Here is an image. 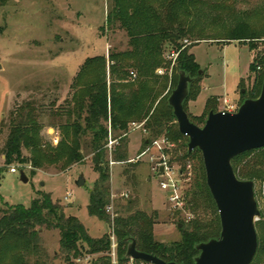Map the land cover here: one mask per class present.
Here are the masks:
<instances>
[{
    "label": "trees",
    "instance_id": "trees-1",
    "mask_svg": "<svg viewBox=\"0 0 264 264\" xmlns=\"http://www.w3.org/2000/svg\"><path fill=\"white\" fill-rule=\"evenodd\" d=\"M6 1L0 0V5H4ZM108 1L110 10L105 21L108 26L118 25L125 31L130 49L124 52H111L108 58L96 56L83 63L73 82L78 91L71 97L72 107L69 106L62 111L66 114V120L58 127L61 140L57 146L46 144L41 139V126L36 119L37 108L30 102L19 106L11 115L9 132L1 154L5 157V165L16 162L22 166L29 165L32 174L35 170L49 167L65 171L83 159L80 153V137L88 135L91 138L89 149L93 154V171L98 174V179L92 186L87 212L90 217L108 225L116 240L119 263L127 262L126 240L134 239L138 251L153 254L164 262L193 264V259L198 255L195 246L219 236V216L205 184V168L201 153L197 150L187 152L188 139L178 132L176 119L167 103L168 98L161 95L167 88L164 80L167 82L170 79L171 94L176 88L178 71H184L191 78H195L190 85L184 110L186 101L191 98L194 90L197 97L200 92L198 85L205 71L199 74L200 68L195 56L188 52V46H184V41L189 42L188 39L192 35L200 36L205 33V30L196 28L200 24V19L205 20L202 18L212 17L210 19L212 22L222 21L224 16L232 19L235 14L228 2L235 3L237 0ZM226 22L227 19L218 35L227 42L248 45L249 50H252L254 48L252 43L264 38V29L257 33L242 18L232 26ZM165 49L167 52L179 53L172 67L171 60L166 61L163 58ZM263 62L264 55L258 54L249 64V71L254 74V85L246 96L241 93L238 107L244 99H256L259 96L264 78V65L260 66ZM162 68L166 72L159 77L156 73ZM132 70L136 71L137 80L131 83L129 78L130 73L134 72ZM107 72L109 84L106 80ZM215 100L213 96L208 98L206 111L194 118L187 115L188 119L194 125L202 126L211 110L218 112ZM132 123H144L146 138L142 142L141 153L153 147L154 142L163 139L168 144L176 143V148L172 150V159L167 165L172 167V163L177 164L181 168L180 175L184 173L187 161H196L193 181L182 192L180 201L185 210L191 213L200 209L208 210L211 216H214V220L207 222L200 218L192 220L186 228L181 229L179 242L165 245L155 241L152 234L153 219L147 217L144 212L138 210L132 212L135 205L133 201H128L125 207L118 206L113 218L108 214L111 196L109 162L105 154L108 134L117 133L114 138L117 143L111 150L112 162L130 164L126 136ZM22 150L28 151L29 157L23 156ZM163 151L169 153L167 150ZM251 154L255 155L254 161L258 162L256 166H259L253 173L246 172L245 166L242 169L234 167L236 160ZM263 162L264 147L235 157L231 165L237 176H248L246 180H252L253 177H264ZM3 171L4 168H0V181ZM30 205L28 208L17 205L1 209L0 264H31L32 260V264H46L49 257L39 238V233L43 229L58 231L59 254L65 264L82 260L85 254L101 255L88 264H111L108 256L111 253L109 234L105 233L99 239L89 236L85 226L76 217L64 215L63 207L54 202L50 194L38 193V197L34 198ZM260 226L264 233V223L255 225L257 239Z\"/></svg>",
    "mask_w": 264,
    "mask_h": 264
},
{
    "label": "rangeland",
    "instance_id": "rangeland-1",
    "mask_svg": "<svg viewBox=\"0 0 264 264\" xmlns=\"http://www.w3.org/2000/svg\"><path fill=\"white\" fill-rule=\"evenodd\" d=\"M228 3L235 18L224 16L222 21L217 22H212V17L202 18L205 20L200 19L196 28L205 30V33L192 35L188 39V52L194 54L200 71L208 74L198 85V98L194 90L191 98L186 101L185 112L191 118L206 111L205 101L211 94L224 96L239 105L241 93L246 96L254 85V74L250 73L248 66L258 54L264 55V38L254 41V48L249 50L248 45L227 42L218 35L221 26L225 25V19L232 26L242 18L252 30L261 32L264 29V0ZM109 10L108 0H7L4 5H0V168H4L0 181V211L17 205L28 208L38 193L50 194L52 200L63 207L64 215L76 217L85 226L89 236L99 239L103 234H109L110 252L114 249L117 256L116 240L108 225L90 217L87 212L89 195L98 179V174L93 171V154L89 149L91 138L88 135L80 137L83 159L65 171L49 167L35 170L32 174L29 165L22 166L18 162L5 165V157L1 154L9 132L11 115L19 106L30 102L37 108L36 119L41 126V139L46 144L57 146L61 140L58 127L66 120V114L62 111L72 107L71 97L78 91L73 82L83 63L96 56L108 58L111 52L130 49L125 31L118 25H107L105 20ZM169 53L164 50V60H169ZM263 65L264 62L260 64L261 67ZM134 73L136 75V71ZM106 80L109 84L108 72ZM136 80L137 77L133 78L130 73L129 82ZM170 82V79L167 82L164 80L167 88L161 97L170 96ZM215 99L217 106L220 105L222 97ZM116 136V132H109L108 143ZM126 137L130 164L112 162L111 150L117 140L111 148L108 143L105 147L110 170L108 214L111 218L118 206L125 207L128 201H133L135 205L132 212L138 210L152 218L154 240L165 245L179 242L181 229L186 228L192 220H214L208 210L200 209L191 213L185 210L183 204L178 207L166 198V192L161 189L160 183L167 177H159L158 166L164 161L166 164L171 161L176 143H160V149L153 146L141 153L145 134L132 130L130 126ZM22 154L29 157L26 150H22ZM254 157L251 154L238 159L234 167L242 169L245 166L244 170L251 174L259 168ZM195 163L194 160L186 162V169L178 179L179 197L193 181ZM171 165L178 171L181 169L175 163ZM16 167H19L16 174L9 173L10 168ZM20 170L26 175V183L20 180ZM80 177L83 183L77 187L75 182ZM237 177L242 181L248 178ZM252 181L255 182V199L262 215L255 223L259 225L264 223V177H253ZM258 228V250L250 264H264V233L261 226ZM39 234L40 244L49 257L46 264H65L59 254L58 231L43 229ZM111 253L108 256L112 260ZM100 256L85 254L82 260L74 261L73 264H88Z\"/></svg>",
    "mask_w": 264,
    "mask_h": 264
},
{
    "label": "water",
    "instance_id": "water-1",
    "mask_svg": "<svg viewBox=\"0 0 264 264\" xmlns=\"http://www.w3.org/2000/svg\"><path fill=\"white\" fill-rule=\"evenodd\" d=\"M202 73L199 71L200 75ZM194 80L184 71H178L176 88L167 99L178 132L188 139L187 152L197 150L201 153L205 184L214 200L220 222L218 237L195 246L198 255L193 259V264H250L258 250L255 223L262 215L255 199V182L239 180L231 162L245 152L264 147V78L256 99H244L234 113L211 110L202 126L194 125L184 110ZM19 173L21 182L26 183L25 173L22 170ZM162 173L163 169L160 168L159 175ZM82 183L83 178L80 177L75 185L80 187ZM126 242L127 261L176 264L138 251L134 239Z\"/></svg>",
    "mask_w": 264,
    "mask_h": 264
},
{
    "label": "built area",
    "instance_id": "built-area-1",
    "mask_svg": "<svg viewBox=\"0 0 264 264\" xmlns=\"http://www.w3.org/2000/svg\"><path fill=\"white\" fill-rule=\"evenodd\" d=\"M189 44L190 43L188 41H184V46H188ZM169 54L170 55L168 56V58L171 60V67H172L174 65L175 60L177 59V56L179 53H177V52L175 53V52L171 51ZM165 72H166L165 70L160 69L157 71V74L161 75V74H165ZM131 76L133 78L136 77L134 72H131ZM237 109H238V105H235L234 103H232L228 99L222 98L221 103L218 107V112L234 113V112H236ZM143 125H144V123H141V124L132 123L131 127H132V130H139L145 134V131L143 130ZM114 143H115V140L110 141L108 143V146L111 148V146H113ZM160 143L168 144L165 140L162 139L161 141L154 142L153 146H156L157 148L160 149V145H159ZM158 167H159L158 168V174L160 173V168L163 169V173L161 176L159 175V177H164V176L167 177L166 180L164 179V181L160 183L161 189L166 192V198L169 201L174 202L178 207H181V205L183 203H182V201H180L181 196L179 197V185H178V179L180 177L179 171L170 167L169 165H167L165 161L163 163H161ZM17 169H19V167L10 168L9 173L16 174ZM168 194H171V195L168 196ZM111 252H112L111 253V257H112L111 264H135L136 263L135 260H133V261L129 260L125 263H119L118 257L116 256L114 249H112ZM141 264H143V263H141Z\"/></svg>",
    "mask_w": 264,
    "mask_h": 264
},
{
    "label": "crops",
    "instance_id": "crops-1",
    "mask_svg": "<svg viewBox=\"0 0 264 264\" xmlns=\"http://www.w3.org/2000/svg\"><path fill=\"white\" fill-rule=\"evenodd\" d=\"M207 76H208V74L205 73V75H204V77L202 78V80H203L204 78H206ZM202 80H201V81H202ZM201 81H200V82H201ZM199 94H200V92H199ZM199 94L197 95L196 98H198ZM211 95H212L213 97H218V98H221V97H222V98H225L224 96H219V95H215V94H211ZM210 97H211V96H210ZM210 97H208V98H210ZM208 98H207V99H208ZM207 99H206V100H207ZM225 99H226V98H225ZM218 100H219V99H218ZM205 102H206V101H205ZM218 107H219V105H218ZM128 148H129V147H128ZM128 150H129V149H128Z\"/></svg>",
    "mask_w": 264,
    "mask_h": 264
}]
</instances>
